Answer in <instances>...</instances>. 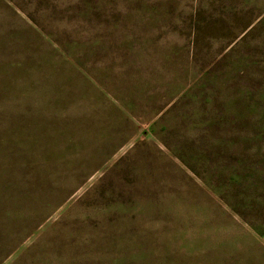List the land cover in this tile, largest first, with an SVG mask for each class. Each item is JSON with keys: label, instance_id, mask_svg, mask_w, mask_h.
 Returning a JSON list of instances; mask_svg holds the SVG:
<instances>
[{"label": "rangeland", "instance_id": "1", "mask_svg": "<svg viewBox=\"0 0 264 264\" xmlns=\"http://www.w3.org/2000/svg\"><path fill=\"white\" fill-rule=\"evenodd\" d=\"M0 264H264V0H0Z\"/></svg>", "mask_w": 264, "mask_h": 264}]
</instances>
